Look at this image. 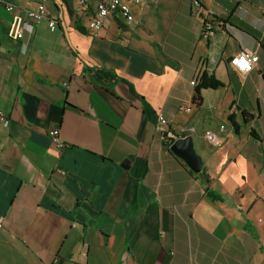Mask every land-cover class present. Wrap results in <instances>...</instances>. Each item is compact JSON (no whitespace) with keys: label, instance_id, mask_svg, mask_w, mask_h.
<instances>
[{"label":"crops","instance_id":"1","mask_svg":"<svg viewBox=\"0 0 264 264\" xmlns=\"http://www.w3.org/2000/svg\"><path fill=\"white\" fill-rule=\"evenodd\" d=\"M10 1L0 264H264V0H123L134 24L99 34L79 0ZM41 4L55 31L28 20ZM241 50L259 56L246 75L229 65ZM189 136L201 174L168 147Z\"/></svg>","mask_w":264,"mask_h":264},{"label":"built area","instance_id":"2","mask_svg":"<svg viewBox=\"0 0 264 264\" xmlns=\"http://www.w3.org/2000/svg\"><path fill=\"white\" fill-rule=\"evenodd\" d=\"M148 0H132L134 5L144 4ZM156 1V0H151ZM0 8H4L7 12L13 13L15 6L10 0H0ZM201 6L194 3V10L198 13ZM77 12L86 15L88 18V29L91 33L99 34L103 31L106 22L113 18H119L126 26H131L135 22L132 12L131 4L123 0H79L77 5ZM27 18L31 23H40L47 20L51 31L56 29V19H48V12L46 7L41 4L35 10L27 12ZM211 34L210 31L205 32V36ZM23 36L22 30L17 32V37L21 39ZM259 62V56L247 50H241L238 54L232 56L229 60L230 67L241 75H246L255 69ZM246 65V66H245ZM189 112L190 109H187ZM5 115L0 112V123H7ZM169 121L162 115H158V128L161 133L170 135ZM225 129L224 125L220 126V131ZM49 137L55 143L59 150H63L66 145L60 139L59 130L54 129L48 133ZM205 138L214 146L220 147L221 142L217 135L211 131L205 133ZM3 218L0 216V228L3 227Z\"/></svg>","mask_w":264,"mask_h":264},{"label":"water","instance_id":"3","mask_svg":"<svg viewBox=\"0 0 264 264\" xmlns=\"http://www.w3.org/2000/svg\"><path fill=\"white\" fill-rule=\"evenodd\" d=\"M167 134L165 133V136ZM170 151L182 159L184 163L196 174L203 171L202 158L196 153L192 137L177 139L170 147Z\"/></svg>","mask_w":264,"mask_h":264},{"label":"trees","instance_id":"4","mask_svg":"<svg viewBox=\"0 0 264 264\" xmlns=\"http://www.w3.org/2000/svg\"><path fill=\"white\" fill-rule=\"evenodd\" d=\"M202 82H203V79H202ZM206 88V85L201 83L197 86L196 88V91H195V95L193 97V103L194 105L196 106H200L201 103H202V97H201V90L202 89H205ZM183 137V136H182ZM177 139H179V137H176ZM176 141V139H170V141L168 142V147L170 148L171 145ZM207 181L209 182V180L207 179ZM208 197L213 199V200H220L218 197H216V195L208 192Z\"/></svg>","mask_w":264,"mask_h":264},{"label":"snow or ice","instance_id":"5","mask_svg":"<svg viewBox=\"0 0 264 264\" xmlns=\"http://www.w3.org/2000/svg\"><path fill=\"white\" fill-rule=\"evenodd\" d=\"M246 66V65H245Z\"/></svg>","mask_w":264,"mask_h":264}]
</instances>
